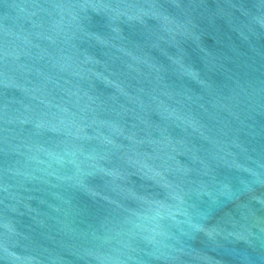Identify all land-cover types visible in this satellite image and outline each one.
I'll return each instance as SVG.
<instances>
[{
  "label": "water",
  "instance_id": "95a60500",
  "mask_svg": "<svg viewBox=\"0 0 264 264\" xmlns=\"http://www.w3.org/2000/svg\"><path fill=\"white\" fill-rule=\"evenodd\" d=\"M0 264H264V0H0Z\"/></svg>",
  "mask_w": 264,
  "mask_h": 264
}]
</instances>
